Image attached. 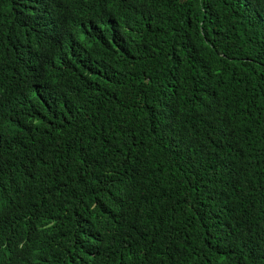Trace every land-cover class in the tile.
Masks as SVG:
<instances>
[{
  "label": "trees",
  "instance_id": "16d2710c",
  "mask_svg": "<svg viewBox=\"0 0 264 264\" xmlns=\"http://www.w3.org/2000/svg\"><path fill=\"white\" fill-rule=\"evenodd\" d=\"M0 264H264V0H0Z\"/></svg>",
  "mask_w": 264,
  "mask_h": 264
}]
</instances>
